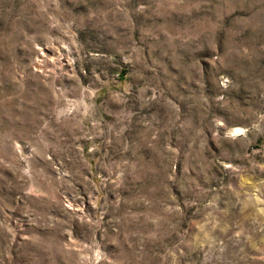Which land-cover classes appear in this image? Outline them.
I'll return each mask as SVG.
<instances>
[{"label":"rangeland","instance_id":"374dc122","mask_svg":"<svg viewBox=\"0 0 264 264\" xmlns=\"http://www.w3.org/2000/svg\"><path fill=\"white\" fill-rule=\"evenodd\" d=\"M0 264H264V0H0Z\"/></svg>","mask_w":264,"mask_h":264}]
</instances>
